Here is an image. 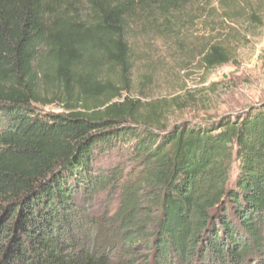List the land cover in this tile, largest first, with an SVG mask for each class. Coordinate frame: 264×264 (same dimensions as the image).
Listing matches in <instances>:
<instances>
[{
    "label": "trees",
    "instance_id": "1",
    "mask_svg": "<svg viewBox=\"0 0 264 264\" xmlns=\"http://www.w3.org/2000/svg\"><path fill=\"white\" fill-rule=\"evenodd\" d=\"M187 3L0 0V264H264V103L167 126L124 96L131 22L171 29ZM203 59L232 62L219 44ZM118 147L133 171L98 165ZM108 190L103 228L91 207Z\"/></svg>",
    "mask_w": 264,
    "mask_h": 264
},
{
    "label": "rangeland",
    "instance_id": "2",
    "mask_svg": "<svg viewBox=\"0 0 264 264\" xmlns=\"http://www.w3.org/2000/svg\"><path fill=\"white\" fill-rule=\"evenodd\" d=\"M187 2L180 21L171 29H166L165 21L145 17L131 22L133 68L130 90L124 96L139 101L144 114H158L167 126H204L263 104L264 0H236L234 7L223 5L221 0ZM217 44L230 51L232 62L208 68L204 55L209 46ZM106 76L119 79L111 71ZM38 110L57 114L63 108L58 104L38 105ZM97 162L105 169L128 172L136 167L127 147H118ZM119 208V193L108 190L98 194L91 212L107 228ZM117 257L118 262L127 259Z\"/></svg>",
    "mask_w": 264,
    "mask_h": 264
}]
</instances>
